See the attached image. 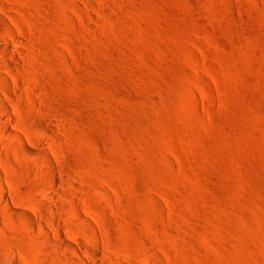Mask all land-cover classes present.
Segmentation results:
<instances>
[{"label":"rangeland","instance_id":"374dc122","mask_svg":"<svg viewBox=\"0 0 264 264\" xmlns=\"http://www.w3.org/2000/svg\"><path fill=\"white\" fill-rule=\"evenodd\" d=\"M0 2L7 125L52 157L0 130V264H264V0Z\"/></svg>","mask_w":264,"mask_h":264},{"label":"bare ground","instance_id":"6f19581e","mask_svg":"<svg viewBox=\"0 0 264 264\" xmlns=\"http://www.w3.org/2000/svg\"><path fill=\"white\" fill-rule=\"evenodd\" d=\"M1 1V0H0ZM1 3V2H0ZM4 7V6H3ZM5 8V7H4ZM0 35H1V39H3V40H5V42H3V43H0V92L2 91V90H4V93H6V92H8V91H11L12 90V80H13V82L17 85V82H19V80H18V78L17 77H14V76H16V74L14 75V72H13V69H14V65H16L14 62H12V60L13 61H16L17 59H10L11 61H9L6 57H8V55H9V53H10V50H11V44L13 43H15L17 40H19V36H18V34L16 33V31H15V29L13 28V25L9 22V20H8V18L6 17V15H4L3 13H0ZM20 41V40H19ZM16 58V57H15ZM18 62H20V61H17V63ZM18 65V64H17ZM141 65L142 66H144V65H146V63H145V61H144V59H141ZM17 67V66H16ZM6 70L5 72H7L8 74H6V73H4V71L2 70ZM17 69V68H16ZM15 69V70H16ZM14 70V71H15ZM3 71V72H2ZM11 75H14L13 77H12V80H11ZM18 80V81H17ZM17 81V82H16ZM14 85V84H13ZM14 88V87H13ZM16 88V90H18L17 88H19V86L17 87H15ZM20 88H21V86H20ZM11 89V90H10ZM13 91V90H12ZM9 94V93H8ZM10 95V94H9ZM6 96V95H5ZM12 98V97H11ZM10 98V99H11ZM13 103V102H12ZM0 104H1V107H2V112L6 115V117L4 118V119H1V121H0V124H1V122L3 123V127L2 128H0V130L1 129H4L5 130V128H6V131H9L8 132V134H9V137L10 138H12V142L11 143H13L14 142V144H16L17 146H18V148L20 149V150H22V151H26V152H29L31 155H33L34 156V159H31L32 161H33V163L34 164H39V163H41V162H43L44 164H46V165H48L49 166V162H52V157H49L48 155H49V152H48V149L46 148V146L47 145H45V139H43L41 136L40 137H35V136H28L26 139H24V137H21L20 136V134L18 133V131H17V128H15V127H11V125H14L15 126V123L14 124H11L10 126H8L7 124L8 123H10V122H12V121H14L13 120V117H11V115H10V113H12L13 112V110H12V108H10V105H9V102L7 101V100H5L3 97H2V95L0 94ZM10 109H11V112H10ZM49 117V116H48ZM43 119V118H42ZM16 120V119H15ZM53 120V119H52ZM56 120V119H55ZM49 121V120H48ZM15 122V121H14ZM43 122V121H42ZM42 122H41V124H42ZM56 122H57V120H56ZM13 123V122H12ZM45 124H47V123H45ZM57 124H58V122H57ZM0 126H2V125H0ZM16 126H17V124H16ZM5 127V128H4ZM11 127V128H10ZM43 127V126H42ZM45 128L47 129L46 131L48 132V130L50 131V130H52L51 128L52 127H50V125H46L45 126ZM55 130V129H54ZM62 130V129H61ZM3 131V130H2ZM2 131H0L1 133H2ZM59 131V130H58ZM4 132V134L5 133H7V132H5V131H3ZM51 132V131H50ZM61 132V131H60ZM3 134V133H2ZM42 135V134H41ZM8 136V135H7ZM27 136V135H26ZM49 141H47L46 140V143H48ZM53 145H51V147H52ZM51 156V155H50ZM54 156H56V154H55V152H54ZM31 158V157H30ZM43 159H44V161H43ZM28 160H30V159H28ZM42 164V163H41ZM52 165H53V163H52ZM55 165V164H54ZM56 167H58V166H56ZM56 169H60V166H59V168H56ZM62 169V168H61ZM67 169V168H66ZM54 170V169H53ZM68 170V169H67ZM55 171V170H54ZM58 172H60V170L59 171H57V173ZM61 173V172H60ZM58 175V174H57ZM67 178V177H66ZM2 180V173H0V181ZM49 180V179H48ZM52 182H53V185H54V187H55V189H54V191H56L57 192V194L59 193V194H61V193H64L63 191H59V186H58V183H59V178H58V176H53V178H52ZM64 183V185L66 186V184H65V182H63ZM71 184V183H70ZM69 184V185H70ZM51 185H52V183H51ZM63 185V186H64ZM71 186H72V184H71ZM61 187V186H60ZM48 188V187H47ZM47 188H43V190H42V196H44V197H46L48 200H50V201H52V202H55V200H59V199H56L57 197L56 196H58L55 192H52V191H50L49 189H50V187H49V189H47ZM58 188V189H57ZM70 188V187H69ZM52 189V188H51ZM65 189V188H64ZM71 189V188H70ZM10 190H11V193L13 194V193H15V189H14V187L11 185L10 186ZM62 190V189H61ZM3 192V193H2ZM66 192V191H65ZM69 192V191H68ZM71 192V191H70ZM1 193H2V197H4L5 199H7L6 198V196L8 195L7 193H6V191H5V189H4V191L2 190L1 191ZM54 193L56 194V196L54 195ZM72 193V192H71ZM70 193V194H71ZM7 194V195H6ZM11 194V195H12ZM18 195V194H17ZM16 195V196H17ZM68 195H69V193H68ZM72 195V194H71ZM16 196H14V197H16ZM66 196V195H65ZM64 195H63V198L65 197ZM73 196V195H72ZM71 197V196H70ZM68 198V197H67ZM3 199V198H2ZM62 199V198H61ZM4 200V199H3ZM9 200V199H8ZM5 201V200H4ZM7 201V200H6ZM10 201V200H9ZM60 201V200H59ZM62 201V200H61ZM6 203V206H5V204H4V206H5V208L7 207V209H9V210H11V208H10V204L8 205L7 203H8V201L7 202H5ZM10 203V202H9ZM46 203V202H45ZM58 202H56V204H57ZM62 203H64L65 204V202H61V204ZM70 203V202H69ZM40 205H42V204H40ZM52 205V206H51ZM13 206V205H12ZM43 207H44V209L46 208V207H51V208H55V207H53V204H50L49 205V203H46V205H42ZM55 206V205H54ZM57 206H59L58 204H57ZM56 206V207H57ZM61 206V205H60ZM65 206H67V204H65L64 205V208H65ZM62 207H63V205H62ZM13 208V207H12ZM41 208V207H40ZM50 208V209H51ZM47 209V208H46ZM59 209V208H58ZM58 209H55V211L56 210H58ZM69 209V208H68ZM13 210V209H12ZM16 210V209H15ZM32 210V209H31ZM52 210V209H51ZM60 210V209H59ZM61 210H62V208H61ZM91 210V209H90ZM22 211L25 213V216H27V217H32L31 216V211H29V209H26V208H22ZM43 211V210H42ZM46 211V210H45ZM54 211V210H53ZM63 211H64V209H63ZM92 211V210H91ZM44 212V211H43ZM57 212V211H56ZM59 212V211H58ZM79 212H82V211H78L77 213L78 214H81V213H79ZM53 213V212H52ZM60 213V212H59ZM66 213V212H65ZM64 213V214H65ZM42 214V213H41ZM45 215L47 214V213H44ZM49 214H50V212H49ZM63 214V215H64ZM44 215V216H45ZM57 215H58V213H57ZM60 215V214H59ZM72 216H73V214H72ZM95 216V215H94ZM34 217V216H33ZM48 217V216H47ZM54 217V216H53ZM58 217V216H57ZM66 217V216H65ZM77 219H80V217L81 218H84L83 217V215L81 214V215H77ZM60 218H61V216H60ZM75 218V217H74ZM51 219V218H50ZM57 219V218H56ZM86 219V218H85ZM85 219H84V221H85ZM47 220V219H46ZM52 220H53V218H52ZM51 220V222H53V221H55V220H53L52 221ZM81 220V219H80ZM79 220V221H80ZM89 219H87V221H88ZM50 221V220H49ZM90 221V220H89ZM86 222V221H85ZM40 223V222H39ZM81 223H83V222H81ZM88 223H91V222H88ZM51 225H52V227L55 229V230H58V224H56V222L55 223H51ZM94 226V225H93ZM38 228V227H37ZM52 228V229H53ZM70 229V228H69ZM93 229V228H92ZM84 230V229H83ZM78 231V230H77ZM88 230H84V232H82V230H81V232L83 233L82 235H84V238H85V240L83 241V240H81V239H79L78 241H76V244L75 243H71L70 241H68V239H70V238H68V239H66V237L64 236V233H63V235L62 234H57L58 236H60V237H57L60 241H61V243H62V245L64 244L65 245V247L66 246H68L72 251H74L73 253H77L78 251H79V249L80 250H83L84 252H86V253H88V254H92L91 252L92 251H90V250H94V249H89L86 245H85V243H87V242H91L92 244L94 243L95 245H96V243L97 244H99L97 241H96V238L91 234V233H89V232H87ZM58 232V231H57ZM79 232V231H78ZM77 232V233H78ZM68 233V232H67ZM80 233V232H79ZM75 235V234H74ZM43 237H44V239H45V241L47 242V241H53L54 239H52V237H51V234H50V232L47 230V229H45V228H43ZM42 237V238H43ZM78 238V237H77ZM44 239H43V241H44ZM83 239V238H82ZM48 243V242H47ZM60 243V242H59ZM93 244V245H94ZM57 245H60V244H57ZM210 245V244H209ZM102 247V246H101ZM100 247V248H101ZM67 248V247H66ZM99 248V249H100ZM212 248V247H211ZM45 249V248H44ZM70 249H68V250H70ZM96 250V249H95ZM102 250V249H101ZM101 250H100V252H101ZM70 252V251H69ZM99 253V252H98ZM102 253V252H101ZM94 254V253H93ZM92 254V255H93ZM96 255H97V252L95 253ZM70 257V256H69ZM80 257V256H79ZM83 257V256H82ZM84 258V257H83ZM90 258V257H89ZM88 258V256H87V259H89ZM95 258H97L96 256H95ZM94 258V259H95ZM107 258V257H106ZM108 258H109V256H108ZM75 259V258H74ZM93 259V258H92ZM98 259V258H97ZM96 259V260H97ZM14 260H15V258H14ZM77 260V259H76ZM86 260V259H85ZM110 260V259H109ZM89 261V260H88ZM91 261V260H90ZM111 262H112V259L110 260ZM109 261V262H110ZM19 261H17V262H15V264H20V263H18ZM72 262H73V260H72ZM75 262V261H74ZM78 262H80V261H78ZM82 262V261H81ZM86 262V261H85ZM92 262V261H91ZM107 262V260L105 261V263ZM109 262H107L108 264H110ZM13 263H14V261H13ZM76 263V262H75ZM93 263V262H92ZM106 263V264H107ZM81 264H83V263H81ZM90 264V263H89Z\"/></svg>","mask_w":264,"mask_h":264}]
</instances>
